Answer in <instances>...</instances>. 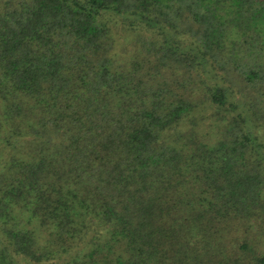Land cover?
Returning a JSON list of instances; mask_svg holds the SVG:
<instances>
[{
    "label": "trees",
    "instance_id": "1",
    "mask_svg": "<svg viewBox=\"0 0 264 264\" xmlns=\"http://www.w3.org/2000/svg\"><path fill=\"white\" fill-rule=\"evenodd\" d=\"M0 264H264V0H0Z\"/></svg>",
    "mask_w": 264,
    "mask_h": 264
}]
</instances>
